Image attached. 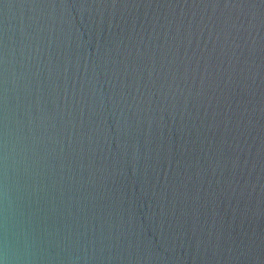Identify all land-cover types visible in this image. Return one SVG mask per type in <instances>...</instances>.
<instances>
[{
    "label": "water",
    "instance_id": "water-1",
    "mask_svg": "<svg viewBox=\"0 0 264 264\" xmlns=\"http://www.w3.org/2000/svg\"><path fill=\"white\" fill-rule=\"evenodd\" d=\"M264 264V0H0V259Z\"/></svg>",
    "mask_w": 264,
    "mask_h": 264
},
{
    "label": "clouds",
    "instance_id": "clouds-1",
    "mask_svg": "<svg viewBox=\"0 0 264 264\" xmlns=\"http://www.w3.org/2000/svg\"><path fill=\"white\" fill-rule=\"evenodd\" d=\"M0 264H8V253L5 251L4 258L0 259Z\"/></svg>",
    "mask_w": 264,
    "mask_h": 264
}]
</instances>
